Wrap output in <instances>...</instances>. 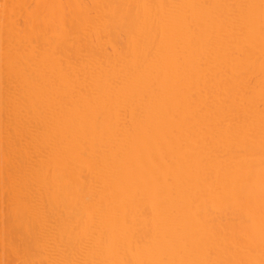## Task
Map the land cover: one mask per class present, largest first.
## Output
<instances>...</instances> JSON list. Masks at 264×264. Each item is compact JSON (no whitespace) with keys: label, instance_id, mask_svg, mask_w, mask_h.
Masks as SVG:
<instances>
[{"label":"bare ground","instance_id":"1","mask_svg":"<svg viewBox=\"0 0 264 264\" xmlns=\"http://www.w3.org/2000/svg\"><path fill=\"white\" fill-rule=\"evenodd\" d=\"M0 264H264V0H0Z\"/></svg>","mask_w":264,"mask_h":264}]
</instances>
